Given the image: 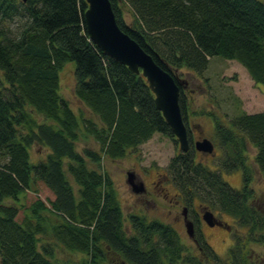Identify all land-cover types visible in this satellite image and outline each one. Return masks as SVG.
<instances>
[{
	"label": "trees",
	"instance_id": "trees-1",
	"mask_svg": "<svg viewBox=\"0 0 264 264\" xmlns=\"http://www.w3.org/2000/svg\"><path fill=\"white\" fill-rule=\"evenodd\" d=\"M110 1L120 28L176 80L185 123L175 69L203 74L219 57L237 61L264 86L262 0H122L132 10L130 24L119 0ZM86 9L85 0H0V264H59L54 243L82 253L79 264H104L109 253L127 264H248L241 246L223 258L202 233L194 240L200 254L189 253L176 229L158 219L131 214L126 230L112 178L85 161L101 156L78 152L76 141L91 136L100 154L121 159L156 133L175 138L143 75L90 40ZM70 62L75 94L95 118L78 115L60 93V73ZM214 119L217 169L197 161L191 147L179 151L167 170L192 213L198 201L229 214L254 238L264 229V213L250 202L247 153L252 144L264 178V111L242 113L227 124ZM34 143L48 150L37 162L31 159ZM238 170L241 188L222 177ZM30 193L41 198L26 205ZM40 236L53 243L40 244Z\"/></svg>",
	"mask_w": 264,
	"mask_h": 264
},
{
	"label": "rangeland",
	"instance_id": "rangeland-1",
	"mask_svg": "<svg viewBox=\"0 0 264 264\" xmlns=\"http://www.w3.org/2000/svg\"><path fill=\"white\" fill-rule=\"evenodd\" d=\"M264 2V0H262ZM126 23L130 24L134 16L131 8L122 0L118 1ZM209 66L203 74H197L187 68L175 69L176 75L186 100V116L188 123L197 124L202 136L210 139L215 145V155L195 151L197 161L206 163L209 167L217 169L218 158L221 154L218 138L215 135V117L226 124L242 113H256L264 111V86L252 81L246 68L234 60L214 57L209 61ZM60 93L70 103L72 109L81 117L95 118V115L77 98L75 94L76 77L75 62H70L62 68L60 73ZM39 120H42L40 118ZM192 140H198V131L191 127ZM91 136L81 135L76 141L77 150L84 153L85 149L99 153L100 161L93 162L85 157L87 165L91 168L106 172L112 178L119 203L124 214L126 230L130 229L129 215L139 214L149 220L158 219L173 226L179 234L180 241L195 255L200 251L196 244L195 236L202 233L209 245L223 258H228L230 249L241 246L242 255L248 264H264V229L259 230L251 238L248 229L241 227L229 214L211 210L206 206L195 205L197 213H192L188 206L181 200L178 189L171 181L167 167L179 152V145L173 138L156 133L147 142L136 149H130L126 157L112 159L100 154V146ZM48 150L34 143L31 147V159L35 162L42 160ZM256 149L249 144L247 153V166L252 170L253 180L250 187L253 196L250 202L259 207L264 213V178L255 162ZM67 164V161H66ZM133 172L137 182H143L146 190L136 194L132 192L127 182V175ZM242 171L222 173V177L235 188L243 186ZM76 187V186H75ZM41 196L30 193L25 204L28 205L35 197ZM24 201V198H23ZM205 210L213 211L216 218L224 221L223 225L210 226L202 215ZM188 221L194 223L195 235L190 236L186 229L184 212ZM131 233V232H129ZM40 244L53 243L51 239L40 236ZM54 258L59 264H79L85 256L63 248L54 243ZM104 264H127L120 256L109 253ZM181 264V263H179ZM209 264H214L210 263Z\"/></svg>",
	"mask_w": 264,
	"mask_h": 264
},
{
	"label": "water",
	"instance_id": "water-1",
	"mask_svg": "<svg viewBox=\"0 0 264 264\" xmlns=\"http://www.w3.org/2000/svg\"><path fill=\"white\" fill-rule=\"evenodd\" d=\"M27 0H23L26 2ZM87 9L84 13L86 31L90 40L108 57L123 64L135 73L143 75L154 94L156 108L162 113L176 138L182 152L190 149L188 129L180 107V87L174 77L154 58L147 53L139 43L124 32L117 23L110 0H85ZM142 71V72H141ZM213 142L202 138L195 142V150L206 155H214ZM127 182L132 192L139 194L146 190L143 182H137L136 175L129 172ZM186 211L184 215L186 216ZM208 225H222L213 211L205 210L202 215ZM186 229L190 236L195 235L194 223L186 221Z\"/></svg>",
	"mask_w": 264,
	"mask_h": 264
},
{
	"label": "flooded vegetation",
	"instance_id": "flooded-vegetation-1",
	"mask_svg": "<svg viewBox=\"0 0 264 264\" xmlns=\"http://www.w3.org/2000/svg\"><path fill=\"white\" fill-rule=\"evenodd\" d=\"M186 126H187V129H188V137H189V142H190V148L192 147V148H194L195 149V146H194V144H195V142H193V140H192V130H191V127H195L196 129H197V131H198V140L199 139H202V138H204V136H202L203 135V133L201 132V130H199V128H197V124H191V123H188V121H187V116H186ZM207 157L208 156H210L209 154L208 155H206ZM223 222V226H224V221H222Z\"/></svg>",
	"mask_w": 264,
	"mask_h": 264
}]
</instances>
